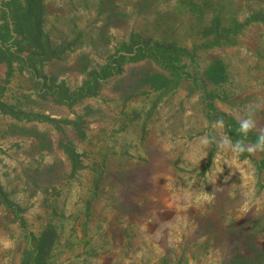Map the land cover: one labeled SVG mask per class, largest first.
<instances>
[{
    "label": "rangeland",
    "instance_id": "1",
    "mask_svg": "<svg viewBox=\"0 0 264 264\" xmlns=\"http://www.w3.org/2000/svg\"><path fill=\"white\" fill-rule=\"evenodd\" d=\"M42 3V27L62 56L0 63V100L22 114L0 110V264H20L31 234L44 231L49 264H264V148L249 140L264 135V21L252 19L264 0L225 1L220 10L234 6L242 23L225 45L204 44L210 36L177 0ZM133 33L196 49L203 85L139 94L130 100L139 119L122 115L109 86L71 105L41 94V76L72 90L83 64L101 63L107 47L121 53ZM215 60L217 82L205 73ZM79 117L83 139L66 121ZM229 121L249 127L235 138ZM67 139L83 163L75 172L60 146Z\"/></svg>",
    "mask_w": 264,
    "mask_h": 264
},
{
    "label": "trees",
    "instance_id": "2",
    "mask_svg": "<svg viewBox=\"0 0 264 264\" xmlns=\"http://www.w3.org/2000/svg\"><path fill=\"white\" fill-rule=\"evenodd\" d=\"M104 1L110 2V0ZM225 1L232 2L233 0ZM225 1L223 3L220 0H177V9L182 16L190 15L189 17H194L199 21L201 27L207 32L206 35L210 36L205 39L204 44L225 45L233 42L234 35L242 27V23L238 22L233 12L234 6L225 11L220 10L223 4L226 5ZM149 5L146 3L143 8L148 9ZM43 10L42 0H7L1 4L0 63L5 62L10 66L12 60L26 58L27 62L35 66L42 65L43 60L62 56L65 46L53 44L42 27ZM208 10L211 11L209 15H207ZM166 14L167 11L163 13L167 19ZM252 19L264 21V12L261 11L252 16ZM105 29L99 28L100 33H97L103 46L107 44ZM120 48L121 53L115 48L112 51L108 47L104 49V59L91 68L83 64L80 70L85 73L84 78L81 85L72 90L64 84L55 86L57 77H50L46 80L44 76H41L42 78L36 81L41 94L50 95L61 104L71 105L85 97L97 96L104 86H109L107 94H118V99L122 101L124 106L122 115L139 119L142 114L137 106L130 107V100L136 99L139 94L156 92L157 95H163L179 86L183 80L192 82L194 87L203 85L205 77L196 70L197 62L193 65L196 57L194 48H183L175 43H158L141 37L138 33H133L131 40L127 43L122 42ZM23 51H27L26 54H23ZM207 68L205 73L210 81L217 82L222 78L224 68L219 61L215 60ZM0 110L4 113L22 115L20 112L12 113L11 106L1 100ZM86 110L89 112V107H86ZM23 117L27 119L44 118L41 114L29 116L25 113ZM66 121L71 124L73 132L83 139L85 119L79 117ZM229 124L233 125L230 130L231 136L239 138L241 134H245V128L240 124L239 126L231 121ZM124 126L125 123L120 124L119 129H124ZM249 140L264 148V135H254ZM41 144L44 145L42 138ZM60 146L66 153L71 172L83 167L80 154L72 145L71 140L60 141ZM1 198L7 208L14 209L13 205L6 203L7 199L4 196ZM41 234L37 237L31 234L32 238L29 240L31 243L23 250L20 264H49L46 257L50 242L47 243L45 240V231Z\"/></svg>",
    "mask_w": 264,
    "mask_h": 264
},
{
    "label": "clouds",
    "instance_id": "3",
    "mask_svg": "<svg viewBox=\"0 0 264 264\" xmlns=\"http://www.w3.org/2000/svg\"><path fill=\"white\" fill-rule=\"evenodd\" d=\"M242 127L247 129L249 127V124L245 121L242 123Z\"/></svg>",
    "mask_w": 264,
    "mask_h": 264
},
{
    "label": "crops",
    "instance_id": "4",
    "mask_svg": "<svg viewBox=\"0 0 264 264\" xmlns=\"http://www.w3.org/2000/svg\"><path fill=\"white\" fill-rule=\"evenodd\" d=\"M5 1H7V0H0V9H1V4H2L3 2H5ZM0 13H1V11H0Z\"/></svg>",
    "mask_w": 264,
    "mask_h": 264
}]
</instances>
